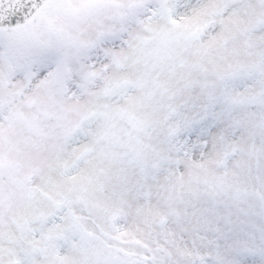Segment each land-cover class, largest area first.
Wrapping results in <instances>:
<instances>
[{
	"label": "snow or ice",
	"instance_id": "obj_1",
	"mask_svg": "<svg viewBox=\"0 0 264 264\" xmlns=\"http://www.w3.org/2000/svg\"><path fill=\"white\" fill-rule=\"evenodd\" d=\"M0 264H264V0H0Z\"/></svg>",
	"mask_w": 264,
	"mask_h": 264
}]
</instances>
